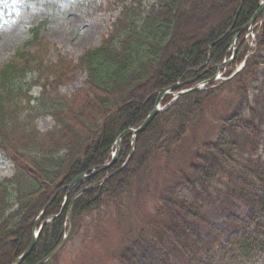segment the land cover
<instances>
[{
  "label": "trees",
  "instance_id": "trees-1",
  "mask_svg": "<svg viewBox=\"0 0 264 264\" xmlns=\"http://www.w3.org/2000/svg\"><path fill=\"white\" fill-rule=\"evenodd\" d=\"M261 1L117 0L119 11L106 34L77 58L63 55L42 35L45 22L28 29V37L0 63V153L11 163V174L0 179V264H13L25 251L36 219L57 190L109 162L117 137L145 120L163 90L175 83L182 86L174 91L192 88L212 78L232 55L237 37L224 72L230 76L250 49L245 26ZM253 33L251 55L238 73L174 101L166 95L164 109L137 134L133 147L131 135H125L115 163L67 194L60 190L44 209L39 225L47 222L20 264H38L59 245L70 226L69 208L72 238L89 218L120 215L126 196L145 187L149 192L147 183L157 171L167 179L159 191L154 187L157 217L116 249V264H171L174 258L187 264H264V167L239 162L236 141L197 140L219 96L230 105L216 115L218 124L258 136L242 111L249 107L248 79L264 51V13ZM78 75L81 85L62 93ZM43 117L52 120L46 130L37 125ZM188 139L196 149L170 173ZM213 184L222 185L221 225L205 216L198 197ZM59 252L44 264H57Z\"/></svg>",
  "mask_w": 264,
  "mask_h": 264
},
{
  "label": "rangeland",
  "instance_id": "rangeland-1",
  "mask_svg": "<svg viewBox=\"0 0 264 264\" xmlns=\"http://www.w3.org/2000/svg\"><path fill=\"white\" fill-rule=\"evenodd\" d=\"M118 11L117 0H0V63L4 62L28 37V29L41 21L45 22L42 35L53 42L63 55L77 58L85 49L100 41ZM246 41L250 44V37ZM259 57V66L251 79H248L245 103L250 108L244 105L242 111V115L250 119L258 128V136L248 138L239 131L231 133L218 124L215 120L216 115L225 114L230 105L219 96L209 106L207 118L203 120L201 134L197 135V140L202 138L214 141L219 136H223L225 139L236 141L239 162L260 163L264 167V51L259 52ZM221 75L225 77L224 74ZM82 79L83 76L78 75L62 86L61 92L67 95L72 93L81 85ZM217 81L216 84L220 83ZM34 92L36 93L37 89H34ZM213 114L215 117H212ZM37 125L40 130H46L52 125V120L43 117L38 119ZM195 149V141L188 139L183 142L182 147L176 152L177 163L172 165L169 172L173 173L174 167L186 160L190 152ZM167 166L171 164L168 163ZM159 173L161 172L157 171L153 180L147 183L149 192L145 187L140 194L134 191L126 196V204L120 215L110 216L108 213L103 221L95 217L84 221L79 232L72 238L69 237L61 248L56 263L116 264V249L141 229L147 230L150 221L157 217L158 204L154 187L156 184V190L159 191L167 180L161 178ZM10 174L11 163L0 153V179ZM220 188L222 185L213 184L198 195L205 216L217 225H221L223 220L219 213L220 196L217 195V190ZM184 194L187 199H193L190 192L185 191ZM85 233L89 238H84ZM171 264H187V262L174 258Z\"/></svg>",
  "mask_w": 264,
  "mask_h": 264
},
{
  "label": "water",
  "instance_id": "water-1",
  "mask_svg": "<svg viewBox=\"0 0 264 264\" xmlns=\"http://www.w3.org/2000/svg\"><path fill=\"white\" fill-rule=\"evenodd\" d=\"M264 13V1L261 2V4L259 5L258 9L256 10V12L253 14V16L251 17V19L249 20V22L246 24V28H248V32L251 33V30H252V27L255 23V21L259 18V16ZM236 39L237 37L234 39L233 41V44H232V57L233 55L235 54V51L237 50V47L235 46V42H236ZM232 57L223 62L221 65L218 66V70L223 68V67H226ZM243 63L238 67V69H236V72L242 67ZM232 77V76H231ZM230 77V78H231ZM217 79V76H214L213 78H211L210 81H215ZM182 86L181 83H175L174 85H172L170 88L168 89H165L163 90L157 97V99L155 100V104L153 106V109L150 111V113L147 115V117L145 118V120L140 124L139 127H137L136 129H127L125 131H123L116 139L115 141V149L114 151L112 152V156H111V159L109 162H107L106 164L100 166L98 169H95V168H91L88 173H82L78 176H76L67 186L65 187H62L60 188L59 190H57L50 198L49 202L47 203L46 206H48L52 200L55 198V196L57 195V193L62 190V189H67L66 191V194L68 193L69 189L76 185L77 183H80V182H83L85 181L86 179L89 178V176L91 174H93L94 172L100 170V169H105L109 166H111L113 163H115L120 155V152H121V139L122 137H124L125 135H132L133 139L135 140V136L140 133L141 131H143L148 125L149 123L152 121V119L155 117L156 114H158L162 108L160 106V103H161V100L168 94H171L173 95V98H172V101H174L178 96L188 92V91H191V90H198L201 87L200 84H197L195 86H193L192 88H188V89H182V90H178V91H174L175 89L177 88H180ZM132 146H134V141L132 142ZM133 150H131L130 154H129V157L131 156ZM128 157V159H129ZM127 159V160H128ZM126 160V161H127ZM126 163V162H125ZM90 187H86V188H83L82 190H80V192H78L76 194V196L73 198V200L71 201V203H73L74 199L80 194L82 193L84 190L86 189H89ZM45 206V208H46ZM44 208V209H45ZM44 209L42 210L40 216L36 219V222L34 224V232H33V235H32V238L27 246V248L25 249V251L15 260V262L13 264H20L21 261L31 252L32 248L34 247L36 241H37V238L44 226V224L47 222V220L43 221L40 225H39V222H40V218H41V215L44 211ZM63 209V206L61 208V211ZM67 215H68V219H69V222H70V226H69V229L66 233V235L63 237V240L59 243V245L57 247H55L45 258H43L38 264H44L46 261L50 260L63 246L64 244L66 243L70 233H71V214H70V208L67 212Z\"/></svg>",
  "mask_w": 264,
  "mask_h": 264
},
{
  "label": "bare ground",
  "instance_id": "bare-ground-1",
  "mask_svg": "<svg viewBox=\"0 0 264 264\" xmlns=\"http://www.w3.org/2000/svg\"><path fill=\"white\" fill-rule=\"evenodd\" d=\"M264 0H262L261 2H263ZM261 4V3H260ZM254 26H255V24L253 25V27H252V29L254 30ZM233 51V50H232ZM235 53H236V51H235ZM235 55V54H234ZM233 55V56H234ZM251 55V50H248V53H247V55L245 56V59L240 63V64H238L237 65V67L235 68V70L230 74V76L229 77H222V75L221 74H224V72H225V69H226V67L229 65H227L226 67H223V68H221V69H219L218 70V66H217V72H216V74L214 75V76H217V79L215 80V81H220L221 79H229L231 76L233 77L236 73H238L240 70H241V68L244 66V63H245V61H246V59H247V57H249ZM232 57V55L229 57V59ZM233 58V57H232ZM229 59H227V60H229ZM227 60H224L223 62H225V61H227ZM232 60V59H231ZM243 63V65H242V67L236 72V69H238V67L241 65ZM221 65V64H220ZM213 76V77H214ZM212 77V78H213ZM211 80V78L209 79V80H207V81H204V82H202V84H204V85H206V84H209V83H213V81H210ZM164 109V108H163ZM153 120V119H152ZM150 124V123H149ZM140 126V125H139ZM138 126V127H139ZM129 129H136V128H129ZM127 130V129H126ZM142 132V131H141ZM140 132V133H141ZM139 134V133H138ZM137 136V135H136ZM136 136H135V140H136ZM131 137H132V135H131ZM132 140L134 141V144H135V140L133 139V137H132ZM132 141V142H133ZM132 145V144H131ZM133 147V146H132ZM56 197V196H55ZM50 200V199H49ZM49 202V201H48ZM65 203H66V199H65V201L63 202V205H65ZM24 252V251H23Z\"/></svg>",
  "mask_w": 264,
  "mask_h": 264
}]
</instances>
